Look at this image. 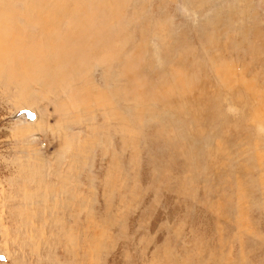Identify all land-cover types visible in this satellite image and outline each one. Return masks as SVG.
I'll return each instance as SVG.
<instances>
[{"label": "rangeland", "instance_id": "374dc122", "mask_svg": "<svg viewBox=\"0 0 264 264\" xmlns=\"http://www.w3.org/2000/svg\"><path fill=\"white\" fill-rule=\"evenodd\" d=\"M31 1L80 12L53 73L0 76V264H264V122L215 71L264 92V0H9Z\"/></svg>", "mask_w": 264, "mask_h": 264}, {"label": "bare ground", "instance_id": "6f19581e", "mask_svg": "<svg viewBox=\"0 0 264 264\" xmlns=\"http://www.w3.org/2000/svg\"><path fill=\"white\" fill-rule=\"evenodd\" d=\"M108 1V0H107ZM9 2V0H7ZM2 4L0 1V76L5 75L7 77H10V79L13 82H22L23 80H28L31 78V74L35 70H43L47 73H53L55 70L54 63H51L54 58H60L62 60H69L71 58V52L68 47V43L66 42H57L55 41V37L60 32V24H62L65 19H67V15L71 12V10H74V12H80V7L75 8H68L61 10L59 8L58 3L53 4L51 6H35L33 1L31 3L27 4L25 9L23 11H19L15 5H12L10 2L7 4ZM57 2V1H56ZM104 2V1H103ZM113 2V1H112ZM117 2V1H116ZM111 4V3H110ZM105 6V5H104ZM64 7V6H62ZM106 7V6H105ZM99 8V7H98ZM104 8V7H103ZM113 9V8H112ZM91 10V9H90ZM101 10V9H100ZM62 11V12H61ZM88 11V10H87ZM93 11V10H92ZM91 11V12H92ZM82 12V10H81ZM102 12V11H101ZM103 12H106L104 10ZM117 12V11H116ZM73 13V12H72ZM115 13V12H114ZM93 14V13H92ZM99 14V13H98ZM70 15V14H69ZM74 15V14H73ZM80 15V14H79ZM82 15V13H81ZM106 16V15H105ZM110 16V15H109ZM69 17V16H68ZM96 17V16H95ZM102 15L100 16V18ZM75 18V17H74ZM73 18V19H74ZM79 18V17H77ZM70 19V18H69ZM68 19V21H70ZM114 19V18H113ZM102 20V19H101ZM119 20V19H116ZM19 21H24L26 25H37L40 26V38L37 41H31L29 40L31 38L29 31H24L22 27L18 24ZM91 22V21H90ZM104 22V21H103ZM118 22V21H117ZM116 22V23H117ZM78 23V22H77ZM94 23V22H93ZM118 24V23H117ZM115 24V25H117ZM99 25L103 27L102 23ZM78 26V25H77ZM86 26V25H85ZM92 26V25H91ZM105 26V25H104ZM118 26V25H117ZM116 26V27H117ZM94 27V26H93ZM99 27V26H98ZM101 27V29H102ZM106 28V27H105ZM118 28V27H117ZM77 29V27H76ZM104 29V28H103ZM61 30V29H60ZM66 30V29H65ZM85 30V29H84ZM38 31V30H37ZM100 31V30H98ZM97 31V32H98ZM107 31V29L105 30ZM63 32V31H62ZM90 32V30H89ZM93 32V31H91ZM78 33V32H77ZM61 34V33H60ZM90 34V33H89ZM94 34V33H93ZM100 34V33H99ZM119 34V33H118ZM117 34V35H118ZM67 35V34H66ZM95 35V34H94ZM104 35V34H101ZM116 35V36H117ZM71 36V35H70ZM89 36V35H88ZM93 36V35H92ZM107 36V34H106ZM112 37V36H111ZM115 37V35L113 36ZM72 38V37H70ZM89 38V37H87ZM118 38V37H117ZM58 39V38H57ZM91 39V38H90ZM94 39V38H93ZM104 39V38H102ZM106 39V38H105ZM104 39V40H105ZM119 39V38H118ZM61 40V39H60ZM96 40V39H95ZM107 40V39H106ZM105 40V41H106ZM121 40V39H120ZM119 40V41H120ZM23 41H27L26 47L19 48L18 46L23 43ZM82 41V40H81ZM97 41V40H96ZM117 41V40H116ZM29 42L36 43L38 46H44L43 49L35 50V48H29ZM72 42V40H71ZM80 42V40L78 41ZM99 42V41H98ZM102 42V41H101ZM73 43V42H72ZM71 43V44H72ZM95 43V42H94ZM93 43V44H94ZM97 43V42H96ZM117 46L119 42L117 41ZM90 44V43H89ZM85 45V44H84ZM89 46V45H88ZM92 46V45H91ZM95 46V45H94ZM66 47V48H65ZM103 47V45H102ZM104 48V47H103ZM108 49V48H107ZM58 51V53H56ZM74 51V50H73ZM105 51V50H104ZM98 53H100L97 50ZM76 53V52H75ZM118 53V52H117ZM116 53V54H117ZM139 53V52H138ZM92 54V53H91ZM121 54V53H119ZM140 54V53H139ZM94 55V54H93ZM92 55V56H93ZM122 55V54H121ZM132 55V54H131ZM136 55V54H135ZM77 56H80L77 54ZM85 57V55H84ZM124 57V55H123ZM133 57V56H132ZM86 58V57H85ZM84 58V59H85ZM115 58V56H114ZM126 58V57H124ZM82 59V58H81ZM127 59V58H126ZM129 59V58H128ZM127 59V61H128ZM91 60V59H90ZM138 60V59H137ZM97 62V61H96ZM133 61H131L132 63ZM216 62V61H215ZM123 63V62H122ZM137 63V62H136ZM62 63H57L58 66ZM124 64V63H123ZM108 65V63H107ZM215 71L219 73V76L224 80V83L228 86L233 87L234 84L240 82L239 89H237L234 93L237 97V99L234 102H237L238 100L240 103L242 101H245L246 110L248 111V115L246 117H250L254 120L256 123H263L264 122V92L260 90L261 85L259 84V81L257 79H248L245 80L243 78H238L236 72L234 73L233 68H231L229 71L224 72V63L220 62L216 64ZM69 66V65H68ZM110 66V65H108ZM114 66V65H113ZM111 67V66H110ZM121 67V66H120ZM125 67V66H124ZM115 68V66H114ZM184 68V67H183ZM214 68V67H213ZM236 68V67H235ZM61 69V68H60ZM108 69V68H107ZM117 69V68H115ZM182 69V68H181ZM177 71L178 73L174 72L172 79L170 80V83L164 86L165 93L172 94L174 92H177L181 89V80L183 77L181 75H184V70ZM67 70V68H66ZM118 70V69H117ZM189 70V69H188ZM68 71V70H67ZM116 71V70H115ZM122 71V70H121ZM135 73V72H134ZM186 73V72H185ZM54 75V74H53ZM191 78V77H190ZM190 78H188L190 80ZM45 79V78H44ZM122 79V78H121ZM187 78L184 80H188ZM183 80V81H184ZM192 80V79H191ZM193 81V80H192ZM195 82V80H194ZM190 83V81H189ZM184 84V82H183ZM187 84V83H185ZM193 84V83H192ZM200 84V83H199ZM126 85V84H124ZM191 85V83H190ZM129 86V85H128ZM188 86V85H187ZM186 86V87H187ZM260 86V87H259ZM192 87V86H189ZM104 88V87H103ZM185 88V87H184ZM187 89V88H186ZM135 91V90H134ZM104 92V91H103ZM103 94V93H102ZM101 93L98 94L97 98L95 97V100L98 103L100 107L108 105L112 100H116L115 97L113 98L106 96L105 92L102 95ZM114 95V94H113ZM244 95V96H243ZM89 97V95H87ZM166 96L163 95L160 98H165ZM87 98V97H86ZM93 98V96H92ZM125 98V97H123ZM132 98V96L130 97ZM165 100V99H162ZM126 101V99H125ZM256 102L257 106L249 107L247 103L250 102ZM93 102V100H92ZM95 102V101H94ZM164 102V101H163ZM90 103V102H89ZM88 103V104H89ZM186 103V102H184ZM189 103V101H188ZM187 103V104H188ZM180 104V103H179ZM195 105L193 106V109L195 107H199L201 109L200 115L196 111H194L192 120L196 121H204L206 117L204 116V112H209V108L211 107V99H202V98H195L194 101ZM132 105V104H131ZM175 106L173 110L175 112L184 114L186 113V110L182 106ZM186 105V104H184ZM84 106V105H83ZM190 105L188 104L187 107ZM94 109V108H93ZM110 109V108H109ZM135 109V108H134ZM191 109V108H190ZM236 109V108H235ZM97 110V109H96ZM86 111V110H85ZM188 111V110H187ZM205 112V113H206ZM92 113V112H91ZM247 113V112H246ZM179 114V115H180ZM73 115V114H72ZM105 115V114H104ZM176 115V114H175ZM188 114H186L187 116ZM190 115V116H191ZM88 116V115H87ZM185 116V117H186ZM75 117V116H74ZM78 117V116H77ZM76 117V118H77ZM80 117V116H79ZM84 117V116H83ZM135 117V116H134ZM184 117V115H183ZM89 118V117H88ZM205 118V119H204ZM183 119V118H182ZM73 120V119H72ZM130 120V119H129ZM191 120V122H192ZM76 121V119H75ZM74 121V122H75ZM78 121V120H77ZM79 122V121H78ZM82 122V121H81ZM121 122V121H120ZM125 122V121H124ZM77 123V122H76ZM123 123V122H122ZM132 123V122H131ZM136 123V122H135ZM194 123V122H192ZM204 123V122H202ZM125 124V123H124ZM77 125V124H74ZM127 125V124H126ZM132 125V124H131ZM134 125V123H133ZM198 125V124H197ZM194 123V126H197ZM73 126V125H72ZM78 126V125H77ZM128 126V125H127ZM137 126V125H136ZM203 126V125H201ZM120 128V127H119ZM199 128V127H196ZM124 129V128H123ZM125 130V129H124ZM197 130V129H196ZM128 135V134H127ZM200 134H198L199 136ZM235 135V134H234ZM186 136V135H185ZM133 137V136H131ZM184 137V136H183ZM119 139V138H118ZM129 139V138H128ZM130 141V139H129ZM128 141V142H129ZM190 145V144H189ZM189 150H187L185 147H183L184 151L187 153V155H191L190 153L194 150L192 147H189ZM194 146V145H193ZM132 148V147H131ZM196 148V147H195ZM197 156H193V158H196ZM222 159V158H221ZM194 161V160H193ZM197 161V160H196ZM238 226V224H237ZM89 229V228H88ZM237 230V229H236Z\"/></svg>", "mask_w": 264, "mask_h": 264}]
</instances>
